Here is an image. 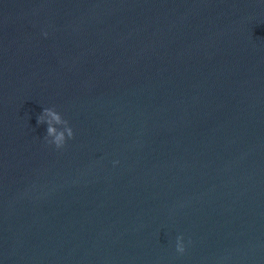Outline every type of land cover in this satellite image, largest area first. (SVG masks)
Listing matches in <instances>:
<instances>
[{"label":"water","instance_id":"water-1","mask_svg":"<svg viewBox=\"0 0 264 264\" xmlns=\"http://www.w3.org/2000/svg\"><path fill=\"white\" fill-rule=\"evenodd\" d=\"M0 264H264V0H0Z\"/></svg>","mask_w":264,"mask_h":264},{"label":"clouds","instance_id":"clouds-1","mask_svg":"<svg viewBox=\"0 0 264 264\" xmlns=\"http://www.w3.org/2000/svg\"><path fill=\"white\" fill-rule=\"evenodd\" d=\"M37 123H46L47 130L44 139L47 143L54 144L58 149L65 145L67 139L74 137V132L69 122L54 107L44 108L43 112L37 118ZM58 125L62 127L58 128ZM176 249L180 253L185 251L182 235L177 237Z\"/></svg>","mask_w":264,"mask_h":264}]
</instances>
